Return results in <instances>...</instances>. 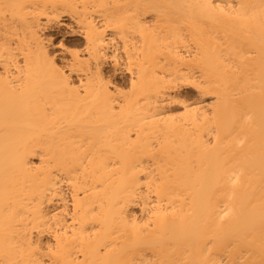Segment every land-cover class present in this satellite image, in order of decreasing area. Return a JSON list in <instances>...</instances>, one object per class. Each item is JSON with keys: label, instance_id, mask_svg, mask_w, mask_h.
Returning a JSON list of instances; mask_svg holds the SVG:
<instances>
[{"label": "bare ground", "instance_id": "bare-ground-1", "mask_svg": "<svg viewBox=\"0 0 264 264\" xmlns=\"http://www.w3.org/2000/svg\"><path fill=\"white\" fill-rule=\"evenodd\" d=\"M236 3L0 0V264H46L52 232V264H264V0ZM63 13L68 71L40 34ZM195 70L212 113L174 117Z\"/></svg>", "mask_w": 264, "mask_h": 264}, {"label": "rangeland", "instance_id": "rangeland-1", "mask_svg": "<svg viewBox=\"0 0 264 264\" xmlns=\"http://www.w3.org/2000/svg\"><path fill=\"white\" fill-rule=\"evenodd\" d=\"M229 1H231L232 3H235L234 5H237V3H236V0H229ZM64 14V13H63ZM61 15V17H60V24H57V25H59V26H57L56 24H48V23H46L47 21H46V19H42L41 20V23L43 22V25H42V28H41V30L40 31H42V32H44V33H40L42 36H43V38L45 39V40H47V38L49 39L50 38V40H51V37H52V43H51V47H50V49L51 50H54V52H53V54H54V56H55V58L56 59H58V61L60 62L61 60V63L63 62V64L66 66V68H67V71L69 70V67H70V65H72L73 64V62H71V61H73L72 59H73V56H71V54L74 52V51H76V52H80L79 54H81V53H83V55L81 54V56H82V58L81 59H87V54H86V51H85V43H84V41H85V38L83 37V33H82V28H81V23L79 22V21H77V22H75L76 20H75V18H73V17H70V16H68V15H66V14H64V15ZM63 16V17H62ZM143 17H144V19L146 18L147 20H149V21H152V24H156V22L158 21V20H156V18H158V17H156L157 15L155 14V13H148V14H144V15H142ZM156 17V18H155ZM152 18V19H151ZM154 21V22H153ZM44 23H46V24H44ZM78 23H79V27H78ZM45 26H49L48 28H46ZM67 26V27H66ZM72 26V27H71ZM77 26V27H76ZM43 27H45L44 29H43ZM52 28H53V30H52ZM44 31H43V30ZM46 30V31H45ZM79 30V31H78ZM81 30V31H80ZM66 31V32H65ZM73 31V32H72ZM74 31H76V32H74ZM78 31V32H77ZM84 31V30H83ZM82 34H81V33ZM78 33V34H77ZM47 34H48V36H47ZM82 35V36H81ZM3 36H4V34H3ZM46 36V37H45ZM50 36V37H49ZM83 37V38H82ZM186 37V40H187V44H186V46L188 47L189 46V50H191V51H195V45H194V43L192 42V41H190V38L188 37V35L187 36H185ZM14 39V38H13ZM13 41V44H12V48H16V47H14L13 45L15 44V43H17V41H16V38L14 39V40H12ZM15 41V42H14ZM48 41V40H47ZM83 41V42H82ZM118 41L119 42H122V40L121 39H118ZM83 43V46H82V44H80V43ZM189 42V43H188ZM79 44H80V46H79ZM120 44H123V42L122 43H120ZM191 44V45H190ZM16 45V44H15ZM56 45V47H54ZM85 45V46H84ZM63 46V47H62ZM79 46V47H78ZM76 48V49H75ZM81 48V49H80ZM78 49H79V51H78ZM83 51V52H82ZM193 51V52H194ZM16 53H18V54H16V58L14 57V60H16V59H18L17 61H19L20 63H21V65H24V64H22V63H24V58H23V55H22V57H21V54L19 53V52H16ZM56 53V54H55ZM123 53H125L124 51H123ZM195 53V52H194ZM69 54V55H68ZM57 55V56H56ZM125 54H123V56H124ZM84 57V58H83ZM72 58V59H71ZM126 58V57H125ZM65 60V61H64ZM67 62H69V64L67 63ZM126 62V61H125ZM67 64V65H66ZM127 64V63H126ZM124 65V68L125 67H127V68H123L124 70H123V72L124 73H122L121 74V76L120 75H115V74H113V72H114V68L112 69V67L113 66H108L107 67V75H108V77H112L113 78V80L114 81H116L115 83L117 84L118 83V85H122L120 82H122L123 80H126L127 82H128V85H127V82H126V87L125 86H122V88H121V86H119L120 87V89H122L124 92H129V90H130V86H129V81H130V79L129 78H131V73L127 70V69H129L128 68V66L127 65ZM110 67H111V70H110ZM1 70H0V72H2L3 71V67L2 68H0ZM108 69H109V71H108ZM113 70V72H111ZM130 70V69H129ZM126 71H128V73L126 72ZM109 72V73H108ZM195 72H197V73H195L196 75L194 76L195 78L194 79H192V81H191V79L189 80V79H185L186 81H187V83H186V81L185 80H183V82L181 83V84H179L180 83V81L178 80V85H176L177 84V81L175 82L176 84V86H174V89L173 90H171L170 91V98H169V100H171L168 104L170 105H168L167 104V107H168V110H169V108H170V112H172V114L171 115H174V117H181L182 116V114H184L182 111H185V109H187L186 107H192V106H197V107H202V108H204L203 110H207V112H209L210 114L212 113V108H213V104H214V102H215V100H216V97L214 96V95H210L209 96V94H206L204 91L202 92L201 91V88H200V86H198V84L201 82V81H203V78L202 77H200L201 75H200V73H199V71H197V70H195ZM124 74V75H123ZM130 74V75H129ZM76 75V76H75ZM75 75H73V79L76 81L78 78V80L76 81V84H79L78 82H79V80L81 79V78H83V77H79V75L78 74H75ZM120 78H119V77ZM123 76V77H122ZM129 77V78H128ZM129 81H128V80ZM120 80V81H119ZM181 80V79H180ZM189 80V81H188ZM196 81V82H195ZM124 82V81H123ZM197 83V82H199V83H197V84H195V83ZM185 83V84H184ZM185 85V86H184ZM187 85V86H186ZM197 85V86H196ZM200 85V84H199ZM129 86V87H128ZM178 86H180V87H178ZM178 87V88H177ZM182 87V88H181ZM200 89V90H198V89ZM113 90H115L114 88H112ZM125 89V90H124ZM183 91V92H182ZM201 91V92H200ZM174 92V93H173ZM177 93V94H176ZM202 93V94H201ZM206 94V95H204V94ZM179 95V96H178ZM201 95V96H200ZM177 97H180V98H177ZM172 98V99H171ZM173 98H175V99H173ZM172 101H173V103H172ZM176 101H177V103H179V104H177L176 103ZM179 101V102H178ZM184 101V102H183ZM195 101H196V103H195ZM214 101V102H213ZM182 102H183V106H182ZM198 102V103H197ZM192 103V104H191ZM213 103V104H212ZM173 104V105H172ZM186 104H189V105H187L186 106ZM200 104H202V105H200ZM180 105H181V107H180ZM210 107V108H209ZM212 107V108H211ZM175 108V109H174ZM211 109V110H210ZM175 112V113H174ZM179 112H181V115H180V113ZM174 113V114H173ZM179 114V115H178ZM177 115V116H176ZM133 136H134V134H133ZM35 163H36V165H39V163H40V159L38 158V159H36L35 160ZM38 163V164H37ZM66 184V185H65ZM64 184V187H65V195H66V207H61V208H59L58 209V211H57V213L58 214H60V212L64 215V217H65V220H66V222H67V225H69V226H71V224L73 223V218H72V215H73V213H74V194H73V192H72V189H70L71 187L69 186V183H65ZM73 194V195H72ZM154 195L152 194L151 195V202H153L154 201ZM73 199V200H72ZM60 206H62V204H60ZM65 209V210H64ZM67 210V211H66ZM141 210V211H140ZM65 212H66V214H65ZM67 212H69L68 214H67ZM134 212H135V214H134ZM137 213V214H136ZM139 213V214H138ZM133 214L134 215H136V216H138V217H140V216H142L141 214H142V207L140 206V205H138L137 207H135L134 208V211H133ZM70 215V216H69ZM69 217V218H68ZM70 222V223H69ZM69 232H70V230H68ZM50 234V235H49ZM49 234H47L46 236H45V238H44V247H45V253H46V259L44 258V260H45V263H46V261H47V263L46 264H52V260H51V258L47 255L48 253H49V251H50V249H52V248H54L55 247V245H56V239H55V236H54V233L52 232V233H49ZM52 234V235H51ZM54 237V238H53ZM55 239V240H54ZM52 242V243H51ZM50 243V244H49ZM47 245V246H46Z\"/></svg>", "mask_w": 264, "mask_h": 264}]
</instances>
